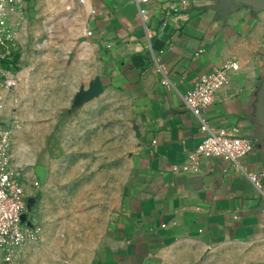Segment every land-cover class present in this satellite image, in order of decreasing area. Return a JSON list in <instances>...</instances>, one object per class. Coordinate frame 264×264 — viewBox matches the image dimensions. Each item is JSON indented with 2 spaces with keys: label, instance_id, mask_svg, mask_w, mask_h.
Returning a JSON list of instances; mask_svg holds the SVG:
<instances>
[{
  "label": "crops",
  "instance_id": "0c3cea01",
  "mask_svg": "<svg viewBox=\"0 0 264 264\" xmlns=\"http://www.w3.org/2000/svg\"><path fill=\"white\" fill-rule=\"evenodd\" d=\"M214 1L148 0L142 18L134 0H85V37L101 67L97 80L104 93L137 99L140 117L132 149L123 146L120 154L126 162L120 186L109 174L93 187L103 190L104 204L85 234L90 264H183L198 255L213 264H264V140L239 160L258 176V187L222 158L188 159L203 134L181 95L226 60L238 70L200 120L247 138L259 130L253 118L264 81V11L241 6L222 19L206 8ZM25 175L27 228H39L41 245L56 244L50 252L65 257V242H81V219L73 213L69 224L59 196L80 174ZM189 243L198 248L186 251ZM28 246L24 255L32 259L36 248Z\"/></svg>",
  "mask_w": 264,
  "mask_h": 264
},
{
  "label": "rangeland",
  "instance_id": "374dc122",
  "mask_svg": "<svg viewBox=\"0 0 264 264\" xmlns=\"http://www.w3.org/2000/svg\"><path fill=\"white\" fill-rule=\"evenodd\" d=\"M85 5V0H19L0 65V135L7 167L20 184L24 174H36V179L40 174H80L59 202L66 206L69 224L73 213L75 218L80 214L81 242L61 244L65 257H58L50 252L56 244L26 240L17 257L12 249H0V264H90L92 244L84 242L85 234L104 204L103 190L98 194L93 187L109 174L120 186L126 163L122 148L132 149L140 130L138 100L127 92L104 93L97 80L101 67L85 37ZM118 188L113 187V205ZM22 226L28 229L25 220ZM25 246L36 248L32 259L24 255L31 251ZM197 248L189 243L184 249ZM183 264L213 260L198 255Z\"/></svg>",
  "mask_w": 264,
  "mask_h": 264
},
{
  "label": "built area",
  "instance_id": "2783aa9c",
  "mask_svg": "<svg viewBox=\"0 0 264 264\" xmlns=\"http://www.w3.org/2000/svg\"><path fill=\"white\" fill-rule=\"evenodd\" d=\"M134 1L142 18H146L144 4L148 0ZM18 2L0 0V44L13 36L8 25ZM237 70L236 61L226 60L210 71L200 73L194 84L181 95L184 108L199 120V130L203 134L200 142L188 153V159L194 163L199 158H222L230 164L234 174L246 176L258 187V176L248 171L239 161L253 149V141L237 134L233 128H221L200 120V115L212 104L216 93L228 85L230 75ZM2 113L3 102L0 96V118ZM6 159V144L0 135V249L17 251L26 240L37 241L40 230H24L22 226L26 207L24 192L15 174L7 167Z\"/></svg>",
  "mask_w": 264,
  "mask_h": 264
},
{
  "label": "water",
  "instance_id": "95a60500",
  "mask_svg": "<svg viewBox=\"0 0 264 264\" xmlns=\"http://www.w3.org/2000/svg\"><path fill=\"white\" fill-rule=\"evenodd\" d=\"M241 6H248L254 12L264 11V0H215L206 8L215 11L219 18L225 19L232 10ZM258 106V112L253 120L259 126V130L251 137H248L253 143L264 140V81L258 92Z\"/></svg>",
  "mask_w": 264,
  "mask_h": 264
}]
</instances>
